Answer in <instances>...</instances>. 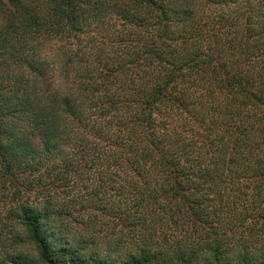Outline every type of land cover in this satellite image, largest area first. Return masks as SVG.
Returning <instances> with one entry per match:
<instances>
[{"label":"trees","instance_id":"1","mask_svg":"<svg viewBox=\"0 0 264 264\" xmlns=\"http://www.w3.org/2000/svg\"><path fill=\"white\" fill-rule=\"evenodd\" d=\"M0 264H264V0H0Z\"/></svg>","mask_w":264,"mask_h":264},{"label":"rangeland","instance_id":"2","mask_svg":"<svg viewBox=\"0 0 264 264\" xmlns=\"http://www.w3.org/2000/svg\"><path fill=\"white\" fill-rule=\"evenodd\" d=\"M5 236H6V232L3 231V230L2 231L0 230V237H1V239L6 238ZM0 251H1V248H0Z\"/></svg>","mask_w":264,"mask_h":264}]
</instances>
